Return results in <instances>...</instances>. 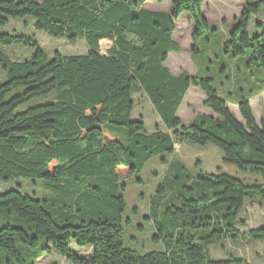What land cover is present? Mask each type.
<instances>
[{
  "label": "trees",
  "instance_id": "trees-1",
  "mask_svg": "<svg viewBox=\"0 0 264 264\" xmlns=\"http://www.w3.org/2000/svg\"><path fill=\"white\" fill-rule=\"evenodd\" d=\"M148 0H0V27L10 19L31 16L35 27L71 41L85 39L86 54L55 51L49 59L34 37L0 32V178L44 179L41 197L17 189L0 193V264H35L57 252L71 264H253L247 258L214 260L210 246L223 240L264 242V226L240 230L237 219L246 204L264 199V117L255 118L251 97L238 101L241 122L209 76L178 75L166 66L171 52L181 53L173 34L187 14L198 38L210 28L205 0H170L169 11L145 7ZM264 0H247L234 19L227 54L245 57L249 68L264 67V24L249 34L251 19ZM112 46L101 53V40ZM22 44L35 52L14 61L3 47ZM225 68L223 72H225ZM191 87L200 89L204 104L216 116L197 114L189 123L179 109ZM264 86H260L263 90ZM145 93L166 130L148 131L132 120L133 95ZM36 98L45 103L19 108ZM119 133H111L106 124ZM177 139L223 152V161L260 175L246 184L223 171L192 173L181 160L169 163L167 184L151 200V216L173 191L154 221V240L161 249L140 253L125 246L124 175L140 172L156 155L174 153ZM174 202V203H173ZM178 202V203H175ZM92 248L89 257L71 243Z\"/></svg>",
  "mask_w": 264,
  "mask_h": 264
},
{
  "label": "rangeland",
  "instance_id": "rangeland-1",
  "mask_svg": "<svg viewBox=\"0 0 264 264\" xmlns=\"http://www.w3.org/2000/svg\"><path fill=\"white\" fill-rule=\"evenodd\" d=\"M42 1V0H32ZM246 5L245 0H207L205 13L210 22V28L198 38L197 47L199 52L192 54L194 47V28L187 14H183L177 20L176 31L173 34L174 40L180 44L181 53L171 52L166 66L172 72L181 73L187 71L193 75L209 76L214 79V86L218 92L228 101L231 111L236 113L237 118L243 122L238 110V101L242 95L251 97L252 109L255 118L259 122L264 117V67L249 68L248 60L245 57L235 58L227 54L224 43L230 38L234 28V19L239 17L242 9ZM170 0H148L146 8L151 10L168 11ZM243 7V8H242ZM264 24V6L258 15L251 19L249 34L257 35L262 31L257 24ZM0 32H16L17 34L34 37L41 48H43L48 58L51 59L55 51L64 54L78 55L86 54L89 47L85 39L79 38L71 41L65 37H56L35 27V19L31 16L10 19L6 27H0ZM103 50L106 44L102 45ZM10 58L14 61H24L30 59L35 52L32 47L22 44H13L3 47ZM226 69L223 72V69ZM3 74L0 68V79ZM202 91L196 87H191L186 95L178 116L186 123H189L197 114H215L204 104ZM203 94V93H202ZM134 109L131 114L132 120L143 119L146 129L153 131L156 125L166 130L153 104L148 96L143 93L133 95ZM48 98H36L28 104L19 108L20 111L38 104L45 103ZM111 133H119L110 124H106ZM120 134V133H119ZM121 135V134H120ZM178 146H175L174 153H162L153 157L145 167L138 173L124 175L121 184L125 185L122 191L126 200V211L124 213L125 246L140 253L161 249L163 242L154 240V235L158 233L154 221L164 223L168 218L162 212L168 207L167 202L173 194L170 187H166L162 205L157 208L154 219L151 216V200L158 194L161 185H165L172 179L174 172L166 177L169 163L175 160L183 161L189 170L196 174L200 169L217 173L223 171L234 177L243 180L246 184L263 182L260 175L245 172L238 169L233 164H226L223 161L222 150L212 143L206 145L190 143L186 140L177 139ZM45 186L44 179L35 177H11L8 181L0 178V193H5L11 189L20 190L33 197H41ZM174 203V202H173ZM178 203V202H175ZM245 210L237 219V227L240 230L258 228L264 226V199L258 198L256 201L247 203ZM71 250L83 257L92 254V248L80 247L74 241L71 243ZM211 256L214 260H226L230 257H245L253 264H264V242L258 240H223L210 246ZM35 264H71L66 258L57 252L43 254Z\"/></svg>",
  "mask_w": 264,
  "mask_h": 264
},
{
  "label": "crops",
  "instance_id": "crops-1",
  "mask_svg": "<svg viewBox=\"0 0 264 264\" xmlns=\"http://www.w3.org/2000/svg\"><path fill=\"white\" fill-rule=\"evenodd\" d=\"M206 1L207 0H205L204 1V3H203V14H204V16L207 18V16H206V13H205V5H206ZM148 2V1H147ZM245 3H247V0H245ZM245 5V4H244ZM145 7H146V3H145ZM243 8V7H242ZM169 11V10H168ZM208 19V18H207ZM209 21V20H208ZM176 23H177V21H176ZM103 43H105L106 44V49L105 50H103V48H102V45H103ZM100 45H101V52H106L111 46H112V42L110 41V40H107V39H105L102 43H100ZM169 57V56H168ZM168 60V59H167ZM172 73H174V74H176V75H178L179 73H175V72H172ZM191 75H193L192 73H190ZM191 89V88H190ZM189 89V90H190ZM189 90H188V92H189ZM264 90V89H263ZM188 92H187V94H188ZM203 93V92H202ZM201 93V95L204 97V100H205V95H204V93L202 94ZM186 94V95H187ZM186 97V96H185ZM252 98H253V96L250 98V101H251V106H252ZM185 99V98H184ZM230 108V107H229ZM211 110V109H210ZM238 110H239V108H238ZM234 113V112H233ZM235 114V116L237 117V115H236V113H234ZM208 115H213V116H216L215 114H208ZM179 144L178 143H176L175 144V146H178ZM249 203H251V202H249ZM246 205H248V204H246Z\"/></svg>",
  "mask_w": 264,
  "mask_h": 264
},
{
  "label": "water",
  "instance_id": "water-1",
  "mask_svg": "<svg viewBox=\"0 0 264 264\" xmlns=\"http://www.w3.org/2000/svg\"><path fill=\"white\" fill-rule=\"evenodd\" d=\"M104 40H101V42L100 43H102ZM101 53H103V52H101ZM103 54H105V52L103 53Z\"/></svg>",
  "mask_w": 264,
  "mask_h": 264
}]
</instances>
